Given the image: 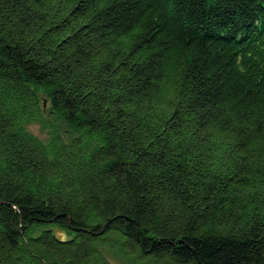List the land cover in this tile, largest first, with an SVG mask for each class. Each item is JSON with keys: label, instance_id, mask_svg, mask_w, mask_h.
I'll use <instances>...</instances> for the list:
<instances>
[{"label": "trees", "instance_id": "16d2710c", "mask_svg": "<svg viewBox=\"0 0 264 264\" xmlns=\"http://www.w3.org/2000/svg\"><path fill=\"white\" fill-rule=\"evenodd\" d=\"M0 264H264V0H0Z\"/></svg>", "mask_w": 264, "mask_h": 264}, {"label": "rangeland", "instance_id": "374dc122", "mask_svg": "<svg viewBox=\"0 0 264 264\" xmlns=\"http://www.w3.org/2000/svg\"><path fill=\"white\" fill-rule=\"evenodd\" d=\"M46 117L49 119V121L52 123L53 127L57 131V133H60L65 139L67 140H73L74 138H78L82 135V133L73 130L68 123L65 122L61 116L53 112V109L51 107H47L46 109ZM31 129L33 132H35L37 135L41 136L42 138L48 139L51 137L50 133L47 131H44L40 126L38 125H32ZM87 148L90 150L95 146V140H85Z\"/></svg>", "mask_w": 264, "mask_h": 264}]
</instances>
